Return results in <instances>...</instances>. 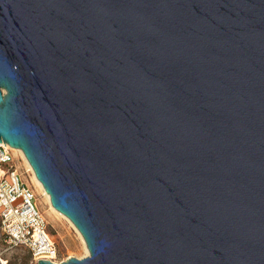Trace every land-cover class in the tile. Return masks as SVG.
<instances>
[{
    "label": "water",
    "instance_id": "95a60500",
    "mask_svg": "<svg viewBox=\"0 0 264 264\" xmlns=\"http://www.w3.org/2000/svg\"><path fill=\"white\" fill-rule=\"evenodd\" d=\"M0 142L89 255L264 264V0H0Z\"/></svg>",
    "mask_w": 264,
    "mask_h": 264
},
{
    "label": "built area",
    "instance_id": "2783aa9c",
    "mask_svg": "<svg viewBox=\"0 0 264 264\" xmlns=\"http://www.w3.org/2000/svg\"><path fill=\"white\" fill-rule=\"evenodd\" d=\"M36 197L20 178L13 148L0 142V230L7 248L26 249L37 261L59 263L56 242ZM0 264H11L5 251H0Z\"/></svg>",
    "mask_w": 264,
    "mask_h": 264
},
{
    "label": "rangeland",
    "instance_id": "374dc122",
    "mask_svg": "<svg viewBox=\"0 0 264 264\" xmlns=\"http://www.w3.org/2000/svg\"><path fill=\"white\" fill-rule=\"evenodd\" d=\"M13 153L16 158V166L21 180L25 181L37 193L35 200L44 214L48 224V230L53 236L58 248L56 261L62 262L70 257L83 258L89 255V251L86 252L85 245L81 237L82 235H80L77 228L74 227L66 218L53 213L49 203L44 199V196L40 194L34 184L30 183L32 175L22 155L14 151ZM0 251H5L7 256L10 258L11 264H38V261L26 249L7 248L1 230Z\"/></svg>",
    "mask_w": 264,
    "mask_h": 264
},
{
    "label": "bare ground",
    "instance_id": "6f19581e",
    "mask_svg": "<svg viewBox=\"0 0 264 264\" xmlns=\"http://www.w3.org/2000/svg\"><path fill=\"white\" fill-rule=\"evenodd\" d=\"M2 143L7 144L5 142H2ZM13 151L17 152V153H20V155H22V157H23V159H24L26 165L28 166V169H29V171L31 172V175H32V179L30 180V183L34 184L36 186L37 190L40 192V194L44 196V199L49 203L50 208L53 211V213L57 214L58 216H62L64 218H66L74 227H76L74 225V223L66 215H64L63 213L58 211L56 208H54V206L51 203L49 194L46 192V190L44 189L42 183L36 177L35 172L32 169L31 165L29 164V162H28L27 158L25 157L23 151L20 150V149H17V148H13ZM78 232H79V230H78ZM80 235H81V233H80ZM82 239H83V242H84V245H85V249H86V252H87L88 251L87 245H86L83 237H82ZM38 258H41V257H38Z\"/></svg>",
    "mask_w": 264,
    "mask_h": 264
}]
</instances>
